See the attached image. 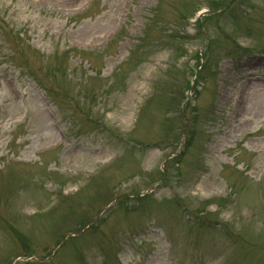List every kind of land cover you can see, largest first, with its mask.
Masks as SVG:
<instances>
[{
  "label": "rangeland",
  "instance_id": "374dc122",
  "mask_svg": "<svg viewBox=\"0 0 264 264\" xmlns=\"http://www.w3.org/2000/svg\"><path fill=\"white\" fill-rule=\"evenodd\" d=\"M211 1L0 0V264H264V0Z\"/></svg>",
  "mask_w": 264,
  "mask_h": 264
},
{
  "label": "bare ground",
  "instance_id": "6f19581e",
  "mask_svg": "<svg viewBox=\"0 0 264 264\" xmlns=\"http://www.w3.org/2000/svg\"><path fill=\"white\" fill-rule=\"evenodd\" d=\"M93 4V3H92ZM92 6V5H91ZM86 12H88V11H86ZM133 133V132H132ZM50 212V211H49Z\"/></svg>",
  "mask_w": 264,
  "mask_h": 264
}]
</instances>
